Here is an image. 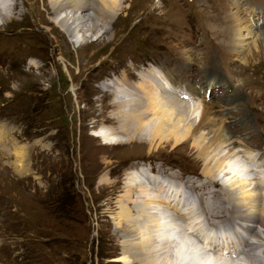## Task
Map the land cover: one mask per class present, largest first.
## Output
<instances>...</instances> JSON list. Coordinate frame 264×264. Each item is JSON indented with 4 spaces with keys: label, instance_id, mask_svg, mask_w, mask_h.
<instances>
[{
    "label": "rangeland",
    "instance_id": "rangeland-1",
    "mask_svg": "<svg viewBox=\"0 0 264 264\" xmlns=\"http://www.w3.org/2000/svg\"><path fill=\"white\" fill-rule=\"evenodd\" d=\"M13 2L14 17L0 22V128L4 136L0 139V264H124L115 260L127 243L122 237L126 223L119 217L118 195L124 190L126 170L143 163H150L153 175L163 177L172 189L181 186L187 202L196 203L191 222L176 210H168L177 226H183H178L180 231L194 238L214 237L215 242L222 240L224 231V235L234 232L243 222L239 212H232L219 185L204 175L205 161L192 138L175 145L106 147L94 134L111 118L113 97L102 88L105 81L124 73L136 77L131 70L135 66L146 73L160 69L185 95L190 90L192 96L184 101L197 104L192 118L177 116L172 123L181 132L188 131V138L199 123L202 103L219 110L231 125L226 132L239 143L220 147V153L214 150L213 156L224 154L223 164L232 165L227 170L241 168L235 180H252L256 172L258 182L252 188L264 194L260 189L264 157L249 163L246 168H252L251 174L243 170L247 166L241 161L243 153L230 162L231 154L248 148L264 155V0H122L110 33L103 38H99L102 31L99 36L88 33L92 43L83 48L50 19V10L49 14L43 11L41 1L28 0L30 10L26 0ZM235 2H240L241 14L246 13L256 28H243L242 47L236 40L240 37L237 27L226 26L232 25ZM234 96L239 97L235 100ZM236 106L237 110L227 109ZM240 117L246 126L237 124ZM217 128L218 123L211 126L212 132L209 127L197 134L202 146ZM227 170L212 164L214 181L226 182ZM104 175L116 185H102ZM200 185L202 189H195ZM210 191L220 195L214 197ZM186 201L182 212L189 205ZM220 206L227 219L221 216ZM243 211L264 216V200ZM133 219L136 226L131 239L137 242L143 240L147 226L138 214ZM196 220L200 230L194 229ZM245 238L247 242L255 239L253 235ZM237 247L240 253L243 244ZM245 249L248 253L246 244ZM225 257L231 264H240L243 255Z\"/></svg>",
    "mask_w": 264,
    "mask_h": 264
},
{
    "label": "bare ground",
    "instance_id": "bare-ground-1",
    "mask_svg": "<svg viewBox=\"0 0 264 264\" xmlns=\"http://www.w3.org/2000/svg\"><path fill=\"white\" fill-rule=\"evenodd\" d=\"M13 1L15 0H0V22L3 24L7 23L8 20H11L14 17V10L16 9V6ZM26 1L25 6L30 10L32 4L28 2V0ZM39 1H41L43 11H46L49 14L48 10H50V19L70 37L71 41L77 42V44H79L82 48L84 46L87 47V45L92 43V41L87 40L86 36L88 33L92 34V36H97L98 33L102 31V34L100 36L98 35L99 38H103L105 35L110 33V26L117 15L116 11L122 6V0ZM239 4L240 2L234 7L233 14L235 15L234 19H231L232 25L226 26L228 29L231 27L236 29L237 27L236 30L240 31L237 35H240V37H237L236 40L238 47H242L245 43V37L242 32L243 28L248 30L256 28L248 20L246 13L245 15L241 14V7L238 6ZM85 12H89L86 17L84 14ZM256 12L259 13V10H256ZM234 47H237V45H234ZM238 50L239 49H237L236 52H238ZM29 61L30 67L34 66L32 60L30 59ZM131 70L136 77L128 76V73L123 74L122 72V76L110 78L109 81H105L106 83H103L104 85H101L102 88H105L106 90L109 89L110 91H108L113 97L111 104L109 103V114L111 118L107 120V124H103L99 127V129L95 130L94 138L96 137L101 139L103 145L106 147H112L119 144L135 146L137 143H140L141 146L148 145L151 147L154 142H171L175 145L186 139L192 138L195 145L200 148V150H198L200 152H198L199 157L205 161V170H203L204 175L206 174L213 184L215 183V185H219L218 187L221 189L220 192L227 197L228 202H230V205L233 208H231L232 212H239L238 219L243 222L235 229L234 232L226 230L230 232V235H224V240L221 242L222 244L218 243L221 245L220 252H217L216 255L215 251L207 252L209 251L206 250L207 245L212 244L207 240L204 245L205 250L201 247V249L205 252L202 253L201 250H196V248L200 245L199 241L191 235L186 234L184 231H180V228L178 227L180 224L177 226L174 222L175 220H173L174 217H171V214H169L171 211H168L169 209H174L178 212V214L184 215L188 218L187 220L191 222L194 217L193 214H195L194 210L196 208V203L186 201L184 198V189L182 190L181 186H179L180 188L172 189L173 186H168V183L166 184V182L162 180L163 177L161 179V176L153 175V169H151L152 172H147L143 167L138 169L137 166L131 170L128 168L126 170L127 176L125 178L126 182L124 190L119 192L118 195L120 199L118 201L120 207L119 217L121 218L122 223H126V226L122 230V237H126L127 243L124 244L125 250H123V254L116 257L115 260H119L124 264H231V262L228 261L230 259H227L228 257H225L227 255H223L222 251L228 249L230 246L233 250L237 251V245L243 244V249L239 253H242L243 255V257H240L241 261H238L240 264H264V216H260L258 213L245 214L243 211V207L254 208L259 204V200H264V194H257V191L252 188V186L258 182V176L255 174L256 172H252V180L247 181L249 178L247 179L244 177V180L239 181L241 179L240 176V179L237 178L238 180H235L236 175L241 173V168L239 171L237 169H233V171L230 169L227 170L229 167L232 169L231 163L227 161L226 164H223L226 160V156L223 154L220 157V154H218L220 153V147L224 148V146H236V144L239 143L236 139H231L229 132H226L227 128H231V125L225 123L226 121L223 120V116H220L219 110H215L212 106L202 103V113L200 115L201 117L199 123L193 128L192 135L187 138V136H189L188 131L184 129L185 132H181L179 126L172 122L175 118H177V116H181L182 120H187L195 115L194 112L197 109V104H191L189 101H184L186 99L189 100L190 96H192L190 90L186 95L185 93L187 92L183 91L179 93L169 91L167 87L169 85L168 80L166 79V76L162 75V71L160 69H157L156 72L150 70L146 73L147 71L145 69H139L135 66L132 67ZM152 86L158 87L164 92H156ZM172 94L173 96L177 95L178 97H172ZM232 96L230 99H232ZM238 97L239 96H234L233 99L236 100ZM227 109H229V111L230 109L237 110L238 106H236L235 109L229 107ZM218 116L220 117L218 118ZM237 122L238 125L243 123L245 126L247 125L245 119L241 117L237 120ZM217 123L218 128L215 130L216 132L214 133V136L210 137L208 143L202 146V144H200L201 142L197 140V134L201 132L202 129H208L209 127L210 132H212L213 129H211V126ZM2 137L4 136L2 129L0 128V139ZM213 145L214 149L212 148ZM211 148L212 150L210 151ZM217 149H219V152L217 153L218 156H216V154L213 156L212 152L214 150L217 151ZM248 149L231 154L230 162L232 157H242L241 154L243 153L241 161L247 162L245 163L247 166L245 165V168H242L245 170L248 169L246 167L249 166L250 162L252 163L258 158L261 160L262 157H264V155L261 156L260 153H256L257 150ZM20 154L23 159L25 155L22 154V151ZM208 164H210V166ZM212 164L216 168L221 169V171L222 169H224V171L225 169L227 170L226 182L218 184V180L214 181L212 178L214 175L213 172H211ZM261 166L264 167V164H261ZM251 171L252 168L247 170L250 174ZM235 173L237 174L234 175ZM249 173L248 175H250ZM100 180L104 186L109 185L114 187L116 185L115 182L109 180L107 175L102 176ZM261 183L260 189L264 193V181ZM202 188L203 187H201V185L195 187L197 190ZM166 190L169 192L166 193ZM237 193L238 195L241 193L240 198L235 197ZM210 194L214 197L220 195L217 192H211ZM185 201L189 205L186 207L185 211L182 212V208L186 206ZM227 209H229V207ZM176 211L174 212L176 213ZM252 211L253 209H251V212ZM219 212L224 214L221 216H225L226 219L229 217L224 213V208H222V206H220ZM225 212L227 211L225 210ZM133 214H138V217H142L145 225L147 226V232L145 233L146 235L143 240H138L137 242L131 239L134 235L136 226V220L133 219ZM189 221L188 223L190 224ZM194 222H196L194 229L200 230V222L197 220ZM239 229H242L244 234H242ZM224 233L225 231L222 235ZM232 234L236 235L238 242H236V240L234 241L235 237ZM249 235H253L255 238L254 242L248 243L245 241V237L249 238ZM228 238L231 241V245H229L227 241ZM244 241L246 242V247L249 246L248 253L245 251ZM233 250L230 249V251ZM197 259H200V262H198L199 260Z\"/></svg>",
    "mask_w": 264,
    "mask_h": 264
}]
</instances>
